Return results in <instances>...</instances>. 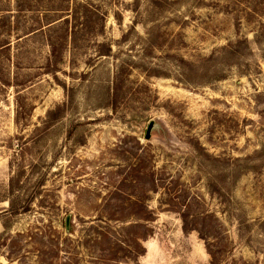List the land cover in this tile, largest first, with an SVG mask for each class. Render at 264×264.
<instances>
[{
	"label": "rangeland",
	"instance_id": "obj_1",
	"mask_svg": "<svg viewBox=\"0 0 264 264\" xmlns=\"http://www.w3.org/2000/svg\"><path fill=\"white\" fill-rule=\"evenodd\" d=\"M0 264H264V0H0Z\"/></svg>",
	"mask_w": 264,
	"mask_h": 264
},
{
	"label": "trees",
	"instance_id": "obj_2",
	"mask_svg": "<svg viewBox=\"0 0 264 264\" xmlns=\"http://www.w3.org/2000/svg\"><path fill=\"white\" fill-rule=\"evenodd\" d=\"M68 22V19L66 21V23ZM144 207H145V203H144ZM129 219L131 221H135V224H133L131 227H141L142 226V223H144V225H149L151 224V222H153V216L149 213H145L143 216H136V217H131V218H126V217H123L122 219H117V221H120V222H127L129 221ZM65 228H69V222H66L65 221ZM148 229V228H146ZM151 230L148 229L146 232L142 233V235H140V237H138V242L140 243V248H141V253L139 256H143L145 254V249L142 247L141 243L143 241H146L148 240L149 237H151Z\"/></svg>",
	"mask_w": 264,
	"mask_h": 264
},
{
	"label": "water",
	"instance_id": "obj_3",
	"mask_svg": "<svg viewBox=\"0 0 264 264\" xmlns=\"http://www.w3.org/2000/svg\"><path fill=\"white\" fill-rule=\"evenodd\" d=\"M153 127H154V123L151 122V123L149 124V127H148V129H147V133H146V136H145V139H146V140H150V139H151V132H152V130H153Z\"/></svg>",
	"mask_w": 264,
	"mask_h": 264
}]
</instances>
